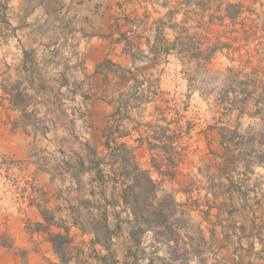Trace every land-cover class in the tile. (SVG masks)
<instances>
[{
  "label": "rangeland",
  "instance_id": "rangeland-1",
  "mask_svg": "<svg viewBox=\"0 0 264 264\" xmlns=\"http://www.w3.org/2000/svg\"><path fill=\"white\" fill-rule=\"evenodd\" d=\"M230 1L244 3L243 12L235 20L225 15L226 4ZM166 3L167 8L163 7ZM126 13L130 14V18H139L143 21L137 23L140 26L131 27L127 17L124 30L133 28L128 36L134 37L133 40L136 41L135 36H143L141 49H134L140 64L138 73L144 72L152 83L151 90H155L157 96L152 103L143 105L142 108H131V119H126L123 123L127 128L134 130L135 137L146 134V125L155 122L161 116L157 110L160 107L166 109L168 119L173 122L172 128L184 132L178 144L180 159L175 168L168 165L166 153L159 149L150 150L145 144V148L137 152L140 165L149 169L153 178L157 180L159 194L172 193L178 202L184 204L182 209L187 210V214L195 223L180 220L183 230L180 246L188 250L180 251V254L191 259L189 264H251L257 252L253 250V245L257 249L262 247L257 242L256 233L258 225L263 223L259 216L264 212V199L263 205L257 204L256 192L260 193L259 197L264 194V167H255L250 179L244 181L246 177L242 173L246 170L238 160L240 147L234 143L229 146L223 144L221 130L226 128L228 135L232 133L227 129H238L240 133H245L251 125L259 123V119L254 115L256 109L254 101L249 100L241 108L235 100L242 98V95L235 91L228 95L227 88L236 87L241 78L257 84L254 96H259L262 92L264 0H134L130 7H127ZM164 23L166 44H170L184 28L195 34L198 39H203L205 44L216 46L218 50L210 60L209 67L206 68L195 59L181 60L177 56L168 58L164 51L157 54L145 52L149 38L147 36L155 34L156 28ZM0 29L5 30L6 34L12 33L2 13ZM15 45L18 49L10 46L3 51L2 54L7 55L2 57L3 64L0 68L5 71L3 74H6V77L26 82L28 92L32 96L30 108H35L39 112V117L45 120L36 124L39 130L44 126L48 127V124L54 127L62 124L75 126L76 117L69 119L68 109L78 116L87 115L88 109L91 108L99 112L102 107L94 104L97 99L104 101L114 99L130 81L133 82V76H137L129 74L128 78L116 81L108 80L105 76V88L101 91H92L88 82L81 83L79 78L74 77L76 75L73 71L69 72L71 74L69 76L58 73L57 76L50 73L45 65L37 64L38 72L44 71V80L49 82L46 94L49 98L53 96L54 103L50 107L49 116L46 117L40 114L39 109L42 105H39V98L32 95L33 91L29 86L33 75V71L29 73V70L36 66H33L30 54L25 56L23 47L18 42ZM149 58L152 59L150 62L141 63ZM27 61L29 63L26 65ZM8 67L10 72L7 71ZM227 67L233 68L234 71L227 72ZM238 70L249 75L237 74ZM138 75L143 77L142 74ZM61 79L62 82L66 79L69 82L68 86L60 84ZM37 82L39 86L42 85V82ZM76 95H82L84 98ZM63 96L71 101H62ZM91 98L95 100L91 102ZM35 99L37 101H34ZM89 103L93 105L88 106ZM43 112H46L45 109ZM11 115L14 118L12 123L11 120L9 122L4 108L0 111V264H30V250L25 246L15 245L13 237L3 224H25V228L30 231L34 230L36 222H44L43 217L41 221L33 219L31 221L33 217L29 216L31 214L28 212L29 207L34 204L41 213L37 205L40 203L54 213L49 207L52 200L47 197L48 192L46 193L44 185H50L49 191H53V194L60 193L58 189L60 188L63 198H69L71 183L68 172H72L71 162L76 163L79 157L67 148L50 146L43 139L41 131H36V128L28 127V131L23 128L17 129L13 123L19 118L20 113L18 117L15 112H11ZM132 119L133 121H129ZM113 122L114 120L108 121L109 124ZM77 124H80V130L84 132L95 123L89 117H85ZM105 168L112 170L109 164L105 165ZM48 171L51 181L38 175L39 172ZM109 171V175H112ZM241 186H245L243 190L249 193L248 202L239 192ZM217 196L219 202H227V205L223 206L220 213L218 209L212 210L211 224L204 220V213L201 210H205L207 203H213ZM82 200L85 208L75 215V222L83 226L92 225L102 238L107 237L108 234L103 229V215L88 210L86 208L88 199ZM65 204L68 203H63L60 207L70 208ZM197 204L202 205L196 208ZM230 209H234L232 216L228 212ZM128 211L126 213L123 208L112 211L114 217L111 223L118 224L119 221H123L131 227L132 214L130 209ZM56 222L62 221L56 218ZM196 224L202 226L206 241L200 240ZM154 235L152 231L145 234L141 250L132 241L130 248L138 257L127 253V256L119 259L120 264H148L151 258H155L156 264H159L161 263L159 257L171 256L169 247ZM31 242L33 249L37 251L48 253L51 249L43 244L41 238ZM9 244L15 247L10 248ZM117 254L115 252L114 256ZM115 260V257L110 256L108 263L115 264ZM55 261L52 256L45 255V263L56 264ZM87 264L97 262L92 258Z\"/></svg>",
  "mask_w": 264,
  "mask_h": 264
},
{
  "label": "crops",
  "instance_id": "crops-1",
  "mask_svg": "<svg viewBox=\"0 0 264 264\" xmlns=\"http://www.w3.org/2000/svg\"><path fill=\"white\" fill-rule=\"evenodd\" d=\"M133 2L134 0H8L9 8L6 11L4 20L11 28V31L12 28H15V32L6 34L5 30L0 29V67L3 64L2 57L7 55L2 54L3 51L10 46L18 49L15 45L16 42L23 47L22 50L26 49L30 52L32 64L36 68L29 70V73L33 71L29 86L30 90L33 91L32 95L39 98V105H42L41 109H39L40 114L46 117L51 112L50 107L54 103L52 102L53 96L49 98L46 94L45 90L48 88L47 84L49 82L44 80V71L38 72L37 64L45 65L50 73L57 76L58 74L69 76L71 75L69 72L73 71L76 75L74 77L79 78L81 83L88 82L92 87V91H101L105 88V76L106 79L114 81L128 78L119 77L110 70L105 73L97 71L98 66L107 58L131 68L133 74L139 76L138 74H142V72L138 73L139 61H133L131 53L125 48V41H120L121 30L125 31V18H130V14L126 13V9ZM163 7L167 8V3L163 4ZM147 37L151 38V43L146 45L145 52L153 54L150 49L155 39L154 34ZM166 55L168 58L176 56L174 53ZM151 60L149 58L141 63L145 64ZM28 63L27 61L25 64L27 65ZM7 71L10 72L9 67ZM4 72L0 68V74ZM1 78L2 75H0ZM37 81L42 82V85L39 86ZM61 83L68 86L69 82L66 79L62 82L61 79ZM131 84L132 81L112 100L97 99L94 104L97 103V105L102 107L101 111L98 110L99 112H95L91 108L88 109L87 115L80 114L78 116L77 114H72L71 110L68 109L70 112L68 114L69 119L76 117L74 120L77 123L85 117H89L91 121H94L95 124L89 126L86 131L81 132L80 124L77 123L73 127L71 126L72 124L68 126L67 124H62V126L57 125V127L48 124L47 133L42 134L43 139L50 146L53 148H67L78 154L79 160L82 159L84 162L83 168L79 166V160L76 163L71 162L72 172L67 173L71 183L68 191L69 198H63L60 188H58L60 193L53 194V191H49L50 185L43 184L46 193L48 192L47 197L52 200L49 207L54 211L56 218L69 227L71 238L69 251L73 255L74 260L79 259L88 262V260L91 261L94 258L97 264H109L110 256H113L116 259L115 264H120L119 259L122 256H127L128 249L132 244L131 227H128V224H124L123 221H119L120 227H118V224L111 223V219L114 217L112 211L115 209L123 208L126 213L129 212V209L122 201L121 184L112 180L103 184L99 179L97 167L91 161L93 150L98 157H108L103 130L109 124L108 121L114 120L112 114L119 106L120 93L129 89ZM76 96L84 98L82 95ZM94 100V98H91V102ZM34 101H37V99ZM62 101L68 102L71 100L65 99L63 96ZM92 105L89 103L88 106ZM3 108L8 114L9 122L11 120L10 123L14 120L11 112H15L17 117L19 116L20 112L10 106L9 100L5 97L0 87V111ZM43 109L46 112H43ZM47 111L49 112L47 113ZM129 121H133V119ZM16 128L22 129V127ZM80 132L81 134H79ZM136 138L133 130L132 135L125 137L124 140L130 144L137 145ZM145 146V144L139 145L137 152L145 148ZM106 160L108 159L106 158ZM108 171L104 166L106 177H108ZM38 175L44 177L47 181H51L49 171L48 173L39 172ZM82 199H88V205L86 206L88 210L96 211L102 215L104 212L106 213L108 224H103V229L105 231H107V228L112 230L111 233L107 232V237L102 238L92 225L84 224L85 228L82 224L75 222V215L85 208V205L82 204ZM63 203H68L65 205H69L70 208L60 207ZM28 212L31 213L29 216L33 217L31 221L32 219L33 221L43 220L41 213L34 204L29 207ZM3 225L13 237L15 245L25 246L30 250V264H47L45 263V255L52 256L56 260L55 263H59V257L54 252V249L52 250L53 245L45 233L35 230L28 231L25 228V224ZM52 229L65 231L63 227L55 225L52 226ZM36 238H41L43 244L48 246L49 249L51 248L48 253L33 249L31 241ZM115 252L118 254L114 256Z\"/></svg>",
  "mask_w": 264,
  "mask_h": 264
},
{
  "label": "trees",
  "instance_id": "trees-1",
  "mask_svg": "<svg viewBox=\"0 0 264 264\" xmlns=\"http://www.w3.org/2000/svg\"><path fill=\"white\" fill-rule=\"evenodd\" d=\"M8 8V0H0V13H2L4 19ZM243 10V2L230 1L226 4L225 15L229 19L235 20L241 15ZM128 22L131 24V27L133 25L140 26L137 24L138 22L143 23L139 18H128ZM165 27L166 24L164 23L162 26L156 28V33L154 34L155 39L150 52L153 54H157L159 51H164L165 54L174 53L181 60L187 58L189 61H193L195 59L201 62L206 68L209 67L210 60L218 50L216 46L205 44L203 39H198L195 34L189 33L184 28L170 44H165ZM132 29L130 28L129 31L121 30L120 41H125L126 50L131 53L133 61L136 62V50L134 49H141V39L143 36L137 35L135 36L137 41L133 40L134 37L128 36V32L132 31ZM12 32H15V28H12ZM150 43L151 38L149 37L147 38V45H150ZM24 53L25 56L30 54L25 49ZM107 70L114 72L119 77H127L129 74H133L131 68L114 62L110 58H107L97 68L99 72L105 73ZM226 70L227 72L234 71L231 67H227ZM236 72L244 76L249 75L242 70ZM0 75H2L0 87L3 90V94L9 100L10 106L20 112L19 118L13 123L14 126L22 127L26 131H28V127L36 128V131L39 130L36 124L44 122L45 120L39 117V112L35 108H30L32 96L28 92L29 89L26 82L20 79L12 80L10 76L6 77V74ZM142 75L143 77L133 76V82L129 89L120 93L119 106L112 114L114 122L108 124L103 130V138L108 149V157H98L93 150V158L91 161L97 167L99 179L103 184H106L109 180L121 184L122 201L130 209L132 214L130 235L133 244L141 250L143 237L148 231H152L155 234L154 236H157L156 239H161L159 241L167 245L171 251V256L158 258L161 260L159 264H189L191 259L185 258L180 254V251H188L187 248L180 246L183 231L180 220L192 224L195 223L187 214V210L182 209L184 204L178 202L172 193L159 194L157 180L153 178L149 169L140 165L137 156V147L146 144L150 150L159 149L165 152L168 165L175 168L180 159L178 144L182 139L183 130L172 128L171 125L173 122L168 119L166 109L158 107L157 110L161 116L155 122H150L146 125V134H141L136 138L137 145L130 144L124 140L125 137L133 133V130L127 128L123 123L126 119H131L130 109L142 108L143 105L152 103L157 96V92L151 90L152 83L149 82L144 72H142ZM236 87L227 88L228 95L234 91L242 95V98L235 100L240 104L241 108L252 99L256 106L254 115L259 119V123L255 126L251 125L245 133H240L238 129H227L232 135L226 134V128H222L221 139L226 146L234 143L240 147L238 160L246 170V172L242 173L245 175L246 178L244 181H246L254 173L255 167H264V85L259 96H254L255 89L258 87L257 84L250 83L248 79L244 80L240 78ZM47 130L48 127L44 126L39 131L42 134H46ZM79 164L81 168L84 167L82 159ZM108 164L112 167V170H110L112 175L108 174V177H106L104 166ZM244 187L241 186L239 192L243 194L242 198L248 202L249 193L243 190ZM256 195V203L263 205L264 194L259 197L260 193L256 192ZM215 199L213 203H207L205 210H201L204 213V220L209 221L211 224L212 210L218 209L220 213L223 210V206L227 205V202H219L218 196ZM37 205L44 222H36L34 224V230L47 234V238L52 243L54 252L60 260L56 264H87L83 260H74L73 255L69 251V245L71 243L69 227L62 222H56L54 213L47 206H43L40 203ZM200 205L202 204H197L195 207L198 208ZM233 211L234 209L228 210L230 216L233 215ZM103 219L104 224H108L105 212ZM259 219L261 221L263 220V223L257 224L256 238L262 247L257 249L253 245V250L257 252L255 253L256 260L254 259L251 264H264V212L261 213ZM54 225L63 227L65 231L53 230L52 226ZM118 227H120V223H118ZM196 228L198 229L200 240L206 241L202 226L196 224ZM106 232L111 233L112 230L107 228ZM8 246L10 248L15 247L13 244H9ZM143 252L145 253V250ZM128 254L138 257L132 248L128 249ZM155 260V258L149 259L148 264H156Z\"/></svg>",
  "mask_w": 264,
  "mask_h": 264
}]
</instances>
